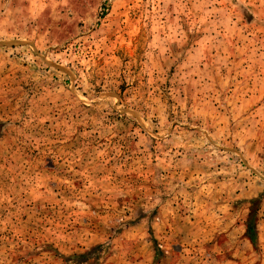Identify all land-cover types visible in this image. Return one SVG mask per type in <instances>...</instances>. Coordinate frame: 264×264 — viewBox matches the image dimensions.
I'll list each match as a JSON object with an SVG mask.
<instances>
[{"label": "rangeland", "instance_id": "1", "mask_svg": "<svg viewBox=\"0 0 264 264\" xmlns=\"http://www.w3.org/2000/svg\"><path fill=\"white\" fill-rule=\"evenodd\" d=\"M0 264H264V0H0Z\"/></svg>", "mask_w": 264, "mask_h": 264}]
</instances>
